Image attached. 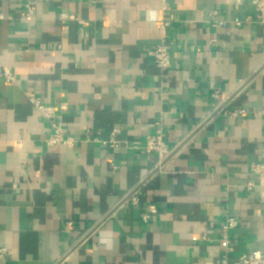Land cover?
Here are the masks:
<instances>
[{"label": "crops", "instance_id": "1", "mask_svg": "<svg viewBox=\"0 0 264 264\" xmlns=\"http://www.w3.org/2000/svg\"><path fill=\"white\" fill-rule=\"evenodd\" d=\"M24 4L0 0V264H235L263 252L264 184L252 167L264 162V24L254 7L36 0L27 19ZM165 22L173 60L161 73L152 54ZM26 92L56 109L74 146H47ZM113 131L117 146L105 144ZM158 134L173 149L163 163L142 149ZM230 217L239 226L227 252ZM102 234H115L111 248Z\"/></svg>", "mask_w": 264, "mask_h": 264}, {"label": "built area", "instance_id": "2", "mask_svg": "<svg viewBox=\"0 0 264 264\" xmlns=\"http://www.w3.org/2000/svg\"><path fill=\"white\" fill-rule=\"evenodd\" d=\"M36 0H25L24 7L26 9V18L29 19L32 14H34V3ZM235 5L238 7L241 4L248 3L254 7L256 11L255 21L260 24H264V0H235ZM0 18H2L0 16ZM249 21V19L247 20ZM243 21L236 19L235 25L241 26ZM169 24L167 22L162 24L163 28V37L161 43L153 51L152 57L155 63L156 68L161 72L165 73L171 69L172 65V50L173 43L167 41V28ZM216 25H214L215 27ZM217 27V26H216ZM4 77L6 78L7 83L14 84L16 82V77L10 70H4ZM27 100L37 111L39 116L47 122L49 126V136L47 140L48 147H55L58 145H68L74 146L76 141L68 137L65 133V127L62 122L61 117L57 114L56 109L53 106L46 105L41 102V100L36 96V94L31 92H26ZM245 111H240L234 113L231 116L237 117L244 114ZM118 131H113L110 135L109 141H106L105 144L109 145H118L117 141ZM142 149L145 153L155 154L161 163H163L172 153L173 149L166 142L165 137L161 134L150 135L145 138V141L142 145ZM252 173L259 177L260 183L264 184V162H260L252 167ZM253 186L248 185V190H252ZM132 203L134 206L138 207L140 205V200L138 195L132 196ZM156 214V210L153 207L146 209L142 214V217L145 221L148 219V215ZM239 226L237 219L230 217L226 219L224 225L222 226V242L226 245V251L231 252V240L229 238L230 232ZM0 254L8 255L9 251L0 250ZM58 264H67V257L61 259ZM235 264H264V251H255L252 253H244L238 256V259Z\"/></svg>", "mask_w": 264, "mask_h": 264}, {"label": "clouds", "instance_id": "3", "mask_svg": "<svg viewBox=\"0 0 264 264\" xmlns=\"http://www.w3.org/2000/svg\"><path fill=\"white\" fill-rule=\"evenodd\" d=\"M111 238H106L104 234H102L100 243L104 244L106 247L111 248L115 241V234H110Z\"/></svg>", "mask_w": 264, "mask_h": 264}]
</instances>
